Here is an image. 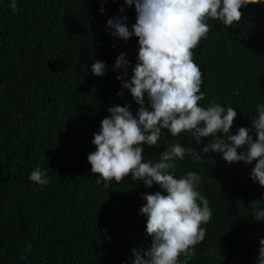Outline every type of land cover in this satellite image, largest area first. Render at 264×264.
I'll return each instance as SVG.
<instances>
[{
    "label": "trees",
    "instance_id": "16d2710c",
    "mask_svg": "<svg viewBox=\"0 0 264 264\" xmlns=\"http://www.w3.org/2000/svg\"><path fill=\"white\" fill-rule=\"evenodd\" d=\"M10 3L0 0V264H133L132 250L146 251L152 242L140 215L143 195L166 192L131 175L98 184L87 156L96 150L94 133L109 107L127 104L134 115L139 107L116 78L123 69L114 70L125 53L131 79L138 38L124 41L106 28L109 18L127 16L131 31L135 6L17 0L13 12ZM241 11V21L228 28L208 19L211 31L193 50L203 73L199 103L233 107V135L251 128L256 106L264 104V3ZM96 60L106 65L103 77L92 73ZM210 139L197 145L190 133L173 137L162 130L156 147L142 145L145 161L157 162L172 143L201 151ZM176 163V178L190 171L203 177L198 190L212 212L205 239L194 255H181L180 264H258L264 221L253 213L264 210V187L251 179L256 161L228 164L216 152ZM37 168L47 172V185L29 179ZM252 201H258L255 209Z\"/></svg>",
    "mask_w": 264,
    "mask_h": 264
},
{
    "label": "clouds",
    "instance_id": "9594fccd",
    "mask_svg": "<svg viewBox=\"0 0 264 264\" xmlns=\"http://www.w3.org/2000/svg\"><path fill=\"white\" fill-rule=\"evenodd\" d=\"M108 2L101 0L102 4ZM261 3L264 0H124L126 6H135L137 13L132 30L126 23L127 16L107 20L106 28L113 37L124 41L133 35L138 38L131 79H127L130 61L125 53L117 57L114 70L123 69L116 78L139 107L135 115L127 104L108 108L110 115L94 133L92 144L96 150L87 156L91 173L97 174V183L103 180L106 187L113 180L119 184L131 175L133 181H142L148 188L156 184L166 192L143 195L146 203L140 215L147 217L146 233L152 242L146 251L132 250L133 264H180L179 257L194 255L195 246L205 239L203 225L210 222L212 212L208 199L198 190L203 177L190 171L176 178L177 161L190 156L198 162L216 152L222 153L228 164L256 161L251 179L264 187V104L256 106L251 128L240 127L236 134H230L236 110L231 106L225 110L215 101L206 107L199 103L205 99L201 92L203 73L194 61L193 51L211 31L208 19L232 27L244 17L242 8ZM9 6L16 12L17 0H11ZM100 11L105 9L101 7ZM119 11L123 13L125 8ZM91 70L103 77L106 65L96 60ZM162 130L173 137L190 133L197 145L204 137L211 139L201 151L172 143L160 152L157 162L145 161L142 145L156 147ZM245 146L246 151H238ZM29 179L40 186L49 183L47 172L40 168L33 170ZM257 202H251L253 209ZM253 218L264 221V210L254 211ZM259 244L258 264H264V239ZM26 251H31V245Z\"/></svg>",
    "mask_w": 264,
    "mask_h": 264
}]
</instances>
